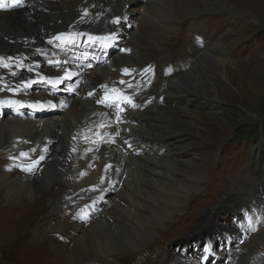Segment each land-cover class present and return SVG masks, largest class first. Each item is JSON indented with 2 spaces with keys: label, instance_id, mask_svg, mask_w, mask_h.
Returning a JSON list of instances; mask_svg holds the SVG:
<instances>
[{
  "label": "bare ground",
  "instance_id": "1",
  "mask_svg": "<svg viewBox=\"0 0 264 264\" xmlns=\"http://www.w3.org/2000/svg\"><path fill=\"white\" fill-rule=\"evenodd\" d=\"M49 1L50 2L46 5H44V0L36 2V5L32 8L31 12L30 10L28 12L26 8L0 12V30L10 32L13 34L14 39L22 38L24 36L29 37L31 35L37 37L40 34H46V30L57 27V19L61 20L60 25H65L72 19L78 20L83 18L80 16V9H83L82 12L86 13L88 8L85 0ZM125 2L130 4L128 11L134 12L135 8H138V6L141 5V9L138 13L141 16H148L150 14L148 10L146 12L143 11L142 7L144 6L140 0H125ZM158 2L159 7L157 10L159 16L155 18L151 28H140L135 32V35L133 33L129 36L127 43L132 46L134 51L137 52L143 60H156L154 62L159 65L162 61V52L159 50L160 45L159 41H157L161 36L159 30H161L162 33H165L170 28V25L165 23L167 21L161 19L160 15L166 13L169 18L175 17L169 6H171L182 17L194 15V12L189 8L183 9L184 7L186 8L187 6H190L191 0H158ZM38 6L48 9L50 15L48 21L43 20L47 18L46 16L45 18H39L35 15L38 12ZM74 6L76 10L73 8ZM191 31L194 32V35L196 34L193 29ZM134 37L136 46H134ZM191 41L194 42L193 37L191 38ZM21 44L22 43L18 42L10 43L7 49H17ZM149 44H153L155 49H157L150 54L141 47H147ZM196 48L199 50L197 53L199 54L200 60L208 67H214L217 69L214 70L211 68L213 72L215 71V74L217 73L223 78V80H227L225 71H222L226 63H223L221 60L214 57L216 47L213 43L204 50H200V47L198 46H196ZM121 52L124 53L122 46ZM206 52H209V54L206 55ZM240 60L238 59L239 62ZM127 62L133 63V61L130 60H127ZM157 68L158 66L155 67L157 72L156 75H158L157 79H160L159 74L161 72ZM93 71L99 72L100 68H94ZM37 72V70L33 71V73ZM199 76V73H195L192 70L173 78L170 86H167L168 91L165 93L166 98L170 101L172 100L175 104L181 103V100L185 98V94L179 95L176 92V89L181 87V83L190 89L189 92L193 91L197 94L200 93L201 95H205V92L199 90L197 85V77ZM146 80L147 77H140V91L136 95L137 100L135 106L132 110L122 113L124 121L119 129L123 132V136L132 137L134 142L149 143L150 148L138 156L131 155L125 157L126 170L123 177V189L119 191V194L126 199L127 203L120 206L119 204H115L112 200L110 201L109 207H111L113 203L112 209L114 212V222L111 223L104 217H100L97 222H93L87 227L77 224L68 225L59 223L50 226L48 225V222H46L43 225L34 228V231H32L33 234L32 232L30 233L33 240L35 242L38 241L40 244L43 233L47 229H52V231L61 229V234L68 236L69 240L67 242L59 241L54 244V247L56 252L63 255V258L66 261L78 260L81 256L87 255L89 250L112 251L116 246L115 241H121L124 239V236L129 234L128 232L136 234L134 239L138 238L139 240H143L146 236H151L153 234V226L156 223L169 218V213H172L174 207L182 204L184 200L183 191L197 189L199 187L197 180L203 177V166L198 162L195 163V159L183 158V154L186 150L190 149V144L189 142L185 144L183 140L180 141L177 139V136L184 131L172 128L171 118L174 116L170 114L167 109L162 108L158 110V116L160 118L169 120V124H165L161 128L162 132L165 134L159 135V133L154 131L151 132V130L159 128V121L147 120L153 112L152 106L149 105L154 102L155 97L150 93L149 89L145 87V84L147 87L150 86ZM178 80L181 81L177 82ZM158 81L159 80H157L156 83ZM227 81L229 82V79ZM171 87L172 89H170ZM145 94L148 95L146 96ZM215 97L217 98L215 94L211 96V98ZM147 98L150 100L144 102ZM140 100H143V103H141ZM94 112L95 107L90 105L88 100H83L72 101L71 106L66 111L53 118L43 120L3 118L0 120V145L3 139L9 138L11 135H22L27 137L35 136L34 138H39L43 134H50L57 138V142L55 143L52 152V159L47 161L42 168L40 175H35L32 179H26L24 181L20 175L17 176L13 172H6L2 169L3 160L0 152V195H4L3 198L7 204H11L15 207L17 215L22 216L25 214L26 203L34 202L31 197L39 190L47 186L49 182L53 181V183H55L61 179L59 177L60 172L56 165L61 164V152L63 151L65 144L68 143V140L73 137L69 136L71 129L83 125L85 122L88 123L89 121H94V118L92 117ZM132 120H134V122H131ZM81 136H83V133L74 135V138H80ZM239 139L243 140L245 138L239 136ZM168 145L176 146L178 150H176V148H169ZM162 147H166L165 152L163 154H158L159 148ZM168 179L169 181H167ZM237 180L239 181V183H237L240 186L239 191L243 193L242 195H245L243 191L246 185L253 187L254 180L242 176V174L237 177ZM64 182L69 184L67 181ZM41 198L43 199V197ZM143 209L147 210V213L144 216L145 219L141 214V210ZM220 210L221 209H216L214 212L209 214L204 213V216H202L200 221V224L202 225L201 229L204 230L206 234L227 227L223 221L218 220L221 216L223 217V215L219 216ZM232 210L234 211V209ZM110 211L111 210H109V212ZM234 215H237L236 210L234 211ZM214 216L216 217L214 218ZM70 227L76 231V235L69 232ZM13 228H16V226ZM110 234H112L111 237ZM200 235L201 234L194 236L199 238ZM131 244L132 246L136 245V247H141L140 241L137 243L134 241ZM203 251L204 250H202V252Z\"/></svg>",
  "mask_w": 264,
  "mask_h": 264
},
{
  "label": "rangeland",
  "instance_id": "2",
  "mask_svg": "<svg viewBox=\"0 0 264 264\" xmlns=\"http://www.w3.org/2000/svg\"><path fill=\"white\" fill-rule=\"evenodd\" d=\"M49 2V0H44V5ZM190 3V6H187L186 8L184 7L183 9H191V11L194 12V15L182 17L171 6H169L171 8L170 10L175 17L169 18L166 13L160 15V18L165 19V21L170 19H173V21L171 23L172 27L168 33L165 34L161 32L163 35L159 38V48H161L166 54L165 63L183 58H188L190 60V66L187 70L175 73L170 77L176 78L192 70L195 73H199L200 76L197 77V85L199 90L205 92V95H201L200 93L199 95L193 91L189 92L190 89L181 83V87L177 88L176 92L179 95L185 94L188 96L189 99H191L190 102L185 100L180 104H173L164 97L163 105H158L157 103H153L152 105L158 108L163 107L164 109H167L168 112L174 116L172 118L170 117L172 128L187 132L190 135L189 154L187 153V150L183 154V158L185 159L192 158L196 160L195 163L198 162L201 164L204 162V157L206 155H212V148L210 146L218 145L221 138L231 130L233 132L237 131L241 137L247 134L250 136L251 140H254V145L257 146V152L255 153L256 156L258 152H264V138H258L256 135V133H261V127L256 125L257 123H262L261 125L264 130V0H203V2L202 0H191ZM142 8L144 12L147 11L144 7ZM136 10L137 7L135 8V11ZM37 11L38 12L35 14L37 17L45 18L46 16L47 18L43 20H49V13H44L43 10ZM188 18H191L192 20L187 22L185 26L179 24L178 20ZM195 22H199L201 25L213 29L202 31L198 25L189 28L190 31L193 29L196 34H201L199 37H202L205 41L201 50L211 46L212 43L216 47L214 57L221 60V62L226 63L222 71H225L226 79H229V82L223 80V78L217 73L215 74V71L213 72L211 68L214 70L217 69L214 67H208L200 60L199 56H197V52L189 47L190 43L186 39V35L189 34L187 28ZM217 27H219V29ZM135 34L136 33H134V35ZM219 35L220 38L218 37ZM222 40L225 42L221 43ZM216 41H218L217 44L220 46L216 44ZM134 46H136L135 37ZM141 47L144 48L148 54L157 50L153 44H149L147 47ZM205 54L208 55L209 52H206ZM196 56L197 59L195 60ZM238 59H241L240 62ZM179 81L181 80H178L177 82ZM213 94H215L217 98H211ZM197 99L198 102H195ZM251 125L253 127H251ZM246 130H249V132L247 133ZM156 133H158V131ZM177 139L180 140V138ZM255 142H257V144H255ZM168 146L169 148H176V146L173 145ZM176 150L178 149L176 148ZM230 150L232 151V154L236 153L234 147H230ZM237 157L238 161L241 162V155L239 154ZM260 160L261 165L258 171L257 166L252 167L256 169L255 173L253 172L254 174L244 163L239 164L233 169H229L230 164H226L224 167L220 165L219 172H217L216 169H208V176L203 172L200 186L197 189L183 191L184 206H179V210L176 211V213L180 214V217H176L169 213V218L158 222L153 226L152 233H156L158 227H164L169 221H172V224L168 226L165 233L168 242L176 234L196 227L195 224L199 220L196 231L191 238L201 240L203 235L206 234L204 230L201 229L202 225L200 224V221L202 218H199L201 213L208 208H213L219 205L222 197H225L228 194L229 198H227V201L223 203L222 207H219V209H221L219 216L223 215V217L227 219H224L221 216L218 220L223 221L226 226L231 225L230 227H232L234 224L236 225L237 219L235 221H232V219L235 216H238V208L241 203L245 204L246 201H249L252 198H258V186L264 191V182L263 179L260 178L264 177V175L260 176L262 172L264 173V153ZM223 168H226L228 172L225 173L221 171ZM243 171L246 172L244 173ZM238 174H242V176L248 178H254V175L260 177L253 181V187L246 185L243 191L245 195H242L243 193L239 191V181L234 180L236 175L237 177L239 176ZM205 177L207 178L206 183H204ZM221 177L228 186L226 190H224L220 184ZM167 181H169V179ZM191 192H193V195L187 197L185 200L186 196ZM194 193H196V195H194ZM219 194L221 199H219ZM0 196V202L6 203L3 198L4 195L1 194ZM31 199H33L34 202H37L36 206L45 203V201L41 199L40 193H36ZM2 203H0L1 264H21V261L29 262L33 257V253L28 249V243H30L32 247H35L39 242H35L31 234L27 235L25 233L27 224L22 226L20 225V222H18L21 221L22 218L19 217V215L10 212L12 210L11 207H3L1 205ZM237 204L239 207H237ZM34 208L33 213L36 209ZM232 209H234V211L236 210L237 215H234ZM146 213L147 210H141L143 218ZM205 213L209 214L212 212L206 211ZM57 215L61 216L59 209L57 210ZM215 217L216 216H214V218ZM44 223L38 226H41ZM180 223L181 225H179ZM176 225L179 226L177 229H174V226ZM14 226H16V228H13ZM170 229L172 232L168 235ZM230 229L234 231V228ZM128 233L129 234H126L121 241H115L116 246L111 252H115L116 250L122 252L124 250L121 249L127 247H143L141 241V247H136V245L132 246L131 243L135 241L134 237L136 234H132L131 232ZM153 234L151 236H146L142 241L153 240ZM199 234H201L199 238L194 236ZM111 236L112 234H110V237ZM185 238L188 239L189 237L185 236ZM50 239L51 236L46 233L44 241L40 243V246L43 247V254L45 255L54 254V250H52L54 246H52L53 244ZM12 252H15L13 258L16 262L12 260ZM130 253L132 252H128L127 254ZM168 255L170 256L169 252H167V256ZM162 264H165V261H163Z\"/></svg>",
  "mask_w": 264,
  "mask_h": 264
},
{
  "label": "snow or ice",
  "instance_id": "3",
  "mask_svg": "<svg viewBox=\"0 0 264 264\" xmlns=\"http://www.w3.org/2000/svg\"><path fill=\"white\" fill-rule=\"evenodd\" d=\"M15 6H20V0H0V8L15 7ZM114 22H118V21H114ZM57 39H59V37H57ZM57 63H59V61ZM4 67L7 68L8 65L5 64ZM125 72H127V70H125ZM13 75H15V73H13ZM121 83H123V81H121ZM25 86H27V85H25ZM9 90L11 91L12 89H9ZM116 91H117L116 89H113V92H116ZM105 99H111V97L107 96V94H106ZM116 99H124L127 103H129V104L132 103L130 98L124 97L121 95H118L116 97ZM100 127H104V125H100ZM93 143H95V141H93ZM89 150H91V149H89ZM20 155L21 156H27V153L22 152V153H20ZM28 170L30 171L31 169H28Z\"/></svg>",
  "mask_w": 264,
  "mask_h": 264
}]
</instances>
